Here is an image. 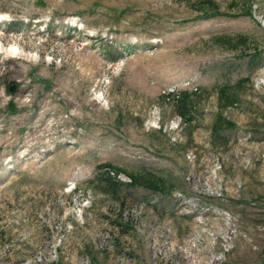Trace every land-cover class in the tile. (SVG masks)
I'll return each mask as SVG.
<instances>
[{
  "label": "rangeland",
  "instance_id": "374dc122",
  "mask_svg": "<svg viewBox=\"0 0 264 264\" xmlns=\"http://www.w3.org/2000/svg\"><path fill=\"white\" fill-rule=\"evenodd\" d=\"M0 14V264L264 262V0Z\"/></svg>",
  "mask_w": 264,
  "mask_h": 264
},
{
  "label": "trees",
  "instance_id": "16d2710c",
  "mask_svg": "<svg viewBox=\"0 0 264 264\" xmlns=\"http://www.w3.org/2000/svg\"><path fill=\"white\" fill-rule=\"evenodd\" d=\"M222 94H224L225 92L224 91H221ZM189 96L187 95V93H181L178 97V100L177 102L182 106V109H183V114L185 115L186 111L188 110V107H187V100H188ZM118 181V180H117ZM131 181L133 183H136V182H141V177L139 176H136L134 177V175H132V178H131ZM153 182V184L157 187L158 186V183H157V180L155 181H151ZM160 187V186H159Z\"/></svg>",
  "mask_w": 264,
  "mask_h": 264
},
{
  "label": "bare ground",
  "instance_id": "6f19581e",
  "mask_svg": "<svg viewBox=\"0 0 264 264\" xmlns=\"http://www.w3.org/2000/svg\"><path fill=\"white\" fill-rule=\"evenodd\" d=\"M3 19V17L0 15V21ZM1 45V44H0ZM1 47H3V46H1ZM1 50L3 49V48H0Z\"/></svg>",
  "mask_w": 264,
  "mask_h": 264
},
{
  "label": "water",
  "instance_id": "95a60500",
  "mask_svg": "<svg viewBox=\"0 0 264 264\" xmlns=\"http://www.w3.org/2000/svg\"><path fill=\"white\" fill-rule=\"evenodd\" d=\"M262 264H264V262Z\"/></svg>",
  "mask_w": 264,
  "mask_h": 264
}]
</instances>
